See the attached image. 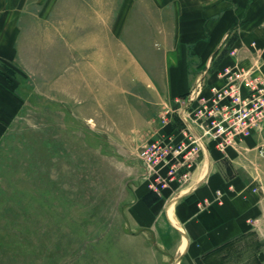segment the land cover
Instances as JSON below:
<instances>
[{"label":"rangeland","instance_id":"1","mask_svg":"<svg viewBox=\"0 0 264 264\" xmlns=\"http://www.w3.org/2000/svg\"><path fill=\"white\" fill-rule=\"evenodd\" d=\"M139 1L124 9L122 0H100L99 30L94 44L85 42L82 65L60 52L47 56L41 44L33 61L3 68L18 112L0 128V264H179L161 263L156 235L133 226L129 208L142 188L162 189L148 185L156 174L142 157L145 145L165 139L163 130H183L181 111L206 133L211 104L189 101L199 77L165 103L169 42L157 34L171 33L172 1ZM207 137L232 151L233 173L259 200L251 233L207 264H264V126L226 149Z\"/></svg>","mask_w":264,"mask_h":264},{"label":"crops","instance_id":"2","mask_svg":"<svg viewBox=\"0 0 264 264\" xmlns=\"http://www.w3.org/2000/svg\"><path fill=\"white\" fill-rule=\"evenodd\" d=\"M122 1L123 8L129 9L138 0ZM151 1L164 8L165 0ZM171 1V33L157 34L158 40L169 42L165 46L164 88L170 98L166 104L185 94L209 64L210 84L219 83L218 72L227 65L259 67L264 72V0ZM100 8V0H0L1 129L18 112L9 89L5 95L3 68L21 67L25 58L33 61L41 44L48 45L47 56L60 52V57L82 65L89 54L85 42H94V26L99 30ZM155 19L163 30L164 17ZM183 132L163 130L164 143L190 142ZM235 158L231 150L225 153L206 141L190 169L184 166L186 153L170 158L178 166L177 173L189 172L187 177L179 179L176 173L167 178L165 169L162 189L140 190L129 208L131 223L147 235H156L162 246L161 263L178 258L179 264H207L209 258L251 233L259 200L240 173H233L229 161L237 162ZM147 181L157 184L156 177Z\"/></svg>","mask_w":264,"mask_h":264},{"label":"built area","instance_id":"3","mask_svg":"<svg viewBox=\"0 0 264 264\" xmlns=\"http://www.w3.org/2000/svg\"><path fill=\"white\" fill-rule=\"evenodd\" d=\"M210 70V64L202 70L189 99L191 104L202 100L211 104L212 109L210 107L205 124L206 133L202 134L186 111H181L180 118L185 126L182 131L190 142L182 141L169 146L163 139H157L143 149L142 157L148 169L156 174L157 184L165 183L163 170L166 169L167 178L177 173L178 166L171 163V157L177 158L186 153L187 162L184 166L190 169L205 147L207 136L218 142L221 149H226L234 146L229 145V142L243 143L264 126V72L259 67L239 68L238 65H227L218 72L219 83L210 84ZM204 84L208 90L205 94L209 91L210 94L202 98L201 89ZM188 173L183 176L187 177Z\"/></svg>","mask_w":264,"mask_h":264},{"label":"bare ground","instance_id":"4","mask_svg":"<svg viewBox=\"0 0 264 264\" xmlns=\"http://www.w3.org/2000/svg\"><path fill=\"white\" fill-rule=\"evenodd\" d=\"M184 117L188 120V118H187V116L186 115H184Z\"/></svg>","mask_w":264,"mask_h":264}]
</instances>
